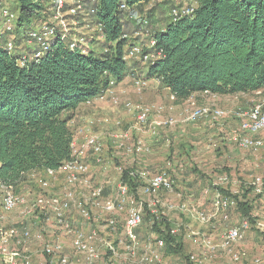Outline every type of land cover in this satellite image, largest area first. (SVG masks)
<instances>
[{
	"label": "trees",
	"instance_id": "obj_1",
	"mask_svg": "<svg viewBox=\"0 0 264 264\" xmlns=\"http://www.w3.org/2000/svg\"><path fill=\"white\" fill-rule=\"evenodd\" d=\"M122 1L134 12L137 5L150 0L86 3L87 8H97L96 18L91 16L90 22L103 25L104 50L99 52L71 50L55 39L43 58L20 66L16 55L0 49L1 184L17 188L33 171L57 169L70 159L74 133L69 121L75 110L128 75L130 63L125 56L134 43L127 34L128 20L118 10ZM193 2V14L177 22L167 20L161 3L142 16L150 31L147 38L155 40V59L146 65V79L159 81L177 100L197 92L234 95L264 91V0ZM49 3L12 0L11 9L18 14L15 31L19 33L24 25L26 30L34 28L49 17ZM130 170L123 171L122 180L133 191L140 183L129 175ZM236 201L243 217L254 223L249 203ZM145 221L169 251L184 250L181 239L172 234L168 218L145 205L143 224Z\"/></svg>",
	"mask_w": 264,
	"mask_h": 264
},
{
	"label": "rangeland",
	"instance_id": "obj_2",
	"mask_svg": "<svg viewBox=\"0 0 264 264\" xmlns=\"http://www.w3.org/2000/svg\"><path fill=\"white\" fill-rule=\"evenodd\" d=\"M171 1L172 0H150L148 4L137 5L133 10L134 12L127 9L124 18L125 21L128 20L127 23L129 30H127V34L133 43L137 44V41L140 39L141 43L146 44L147 37L140 33L141 31L138 29L137 24L139 21L138 17L140 18L146 13H150L152 11L150 9L153 8L156 10L155 7H157V5L160 3V5L163 4L166 9L164 13L166 12V18L169 20L171 19V9L181 4V2H188L191 3V5H194L193 0H180V3L175 1L170 5ZM6 2L5 6L11 9L12 0H7ZM160 14L161 12L158 13V18L160 17ZM131 15H134V17L131 18ZM80 23L82 24L79 26L78 31L87 35L89 50L96 52L104 50L105 38L100 36L101 33L98 30L99 28L92 23L87 26L83 25L85 24L84 21H81ZM26 29L27 27L25 25L21 26L18 36H22ZM129 62L132 65H139L140 68L145 67V64H142L140 61L136 62L135 60H130ZM141 74L142 73L136 74V78L133 77L129 88L132 93L135 94L137 99L132 97L122 102L120 95L114 93L111 89L114 85L107 89L103 96L98 97L100 99H104L106 96L111 97L110 101L113 103L112 106H114L118 112L119 110L124 112L125 120L129 119L127 116L133 118L131 125L127 129H121L123 131L117 136V139H120L122 143L116 148V152H114L113 155L111 152L115 151V149L106 146L108 142L104 139L106 135V126L104 128H96L93 130L91 128L93 124H88L89 120L86 121L82 119L80 121V125L78 126L83 127L81 129L82 136L88 132L94 133L100 137V140L103 143V152L100 157H97L102 163L97 162V160H94L93 162L99 163L102 167H104L105 164L108 165L105 166L106 168L93 167L92 169V166L90 165L91 163H89V160L92 158L88 154L89 156L86 161L89 164V171L92 169L94 176L90 178L88 173L85 176L88 177L93 185H109V183L117 184L121 181L124 170H130L137 167L149 169L153 172L163 169L168 170L174 185L172 191H159L150 196H143L141 194L139 195L138 189H133L131 194L138 201L142 200L144 202V209L145 205H147L150 210H156L154 214L168 218L171 222V227L178 229L177 235L183 242L184 250L180 253H175L169 251L166 245H164V242L161 246L160 243H158L160 239L157 238L156 233L151 231L147 221H145L146 223L137 230L139 245H137L136 249L132 250L128 248V241L124 234L126 214H107L101 205H93L92 208L99 210L95 211L94 214H92L93 217L90 216V219H84L79 216L72 221V219L67 217V220L74 228L84 231L85 233L95 231L97 234V239L94 245L97 248L98 257L90 264H195L190 259L191 255L206 259L207 261H210L211 264H264V203L258 195L253 193L251 186L254 177L257 175L264 176V147L255 150L243 149L234 143V141H229L228 137L234 135L239 130V121L235 116L234 110L231 112L228 111L232 108L231 100L226 102V105L228 106L225 110L228 114L219 121H213L210 118H202L194 123H184L182 122L184 121L183 119L189 111L196 106L205 105L218 107V105L213 104V100L203 102H197L194 100L188 105H191V107H189L190 110L187 113L181 114L180 107H177L179 101L177 99L171 100L167 90L165 91L163 86L155 79L148 80L146 79V75L142 76ZM137 78H143L147 82L138 83ZM150 89H155L160 92L161 97L157 100L149 98V100L146 101V94ZM124 92H126V90H123L120 93ZM262 96H264V91L250 94L249 96L246 95L248 99H242L248 100L251 103V101ZM115 100L118 101V104H116ZM127 102L148 105H154L155 102L163 103V105L167 107L166 111L161 115L153 112L152 117L163 118L173 116L178 118L181 122L173 128L158 131L156 135H152L150 132L146 131V129L138 131L134 127L135 122L137 121L136 113L134 111H129L126 108L125 105ZM182 102L184 101L181 100L179 103ZM186 107L187 106H185L184 109ZM237 107L244 106L240 104ZM204 120H209L211 123ZM102 122L104 124V121ZM116 125L120 127L121 123L115 122V126ZM176 130L186 133L189 138H179L176 136L178 132H176ZM165 131L168 132L171 137L168 145H165L164 141H159ZM142 133H145V135L151 137V139H154V141L157 142L155 143L156 146H153L151 151L139 154L134 151V146L138 140L144 141L143 137L140 138ZM258 136L264 137V132L260 133ZM82 138L83 137H81V139ZM123 149L126 154L133 157L129 159L127 158V155H122L121 153H123ZM187 151L190 154H187ZM183 152L185 153L184 157L180 154ZM136 155L139 156L137 159ZM107 156L109 159L106 158ZM152 161L153 164L151 163ZM145 162L150 163L147 166L148 168H144ZM254 164H258L259 168H254ZM174 165L176 166L174 167ZM222 177H226V181L222 182ZM63 185H66V182L61 183L58 186L61 188ZM79 186L83 185L77 184L72 186L71 190L75 192ZM83 187H85L88 192L90 191L87 186ZM50 188H53L51 184L48 189H43L40 184L36 182L22 184L15 190L17 194L26 195L30 201H32L38 197L47 198L55 193L53 191L59 190L57 188V190H54L55 188L50 190ZM210 189L212 193L217 189L225 194L238 198V200L247 201L252 208V217H255L254 223L249 220L251 223L250 229L246 231L244 237L236 243L230 251L217 250L216 252L210 253L202 246L200 238L208 237L215 243L220 242L225 230L233 224H237L241 221L243 215L237 208L236 210L233 209L230 211V220L226 221V223L220 222L221 225L219 224L217 225V228L212 229H210L208 222L202 223L186 213L184 214L178 210L169 208L170 205L175 206L187 202V199H189L191 195H194L191 197L193 198V201L197 200L198 202L199 199H205L202 202H205L207 205L199 206L198 209L206 214H211L214 212L212 206V193L205 192L206 190L210 191ZM63 191H65V187L61 192H56V194L62 195V193H64ZM207 197L209 199H206ZM2 201L3 193L0 190V241L3 234H6L7 230L11 228L18 229L19 231H22L23 229L30 230L32 235L30 239H21L18 244L15 239H10L8 242L10 243L9 248L18 249L21 252V257H29L30 264H62L58 255L52 256L44 252V247L46 245L56 242L62 243L63 245L62 256L68 257L73 263L85 262L84 255L78 254L72 248V237L63 233V229L60 230V228H58L60 226L56 221L54 213L49 207L44 206L36 208L33 212L27 214L24 212L23 207H19L13 211L3 210ZM37 215H39L38 217H41L43 221L36 223ZM47 216L51 217L48 218ZM52 216L55 220L52 219ZM216 217H220V215L217 214ZM109 218H114L116 220V228H113L108 224ZM72 222H74V225ZM48 229H52L56 231V233L53 235ZM193 233L197 234L194 235ZM39 235L40 237L38 238L37 236ZM108 243H111L112 248L109 247ZM150 249L156 250L160 253V261L143 262V254ZM233 253H238L240 259L235 260L233 258ZM20 262L21 258L17 259L16 263L18 264ZM0 264H11V261L0 253Z\"/></svg>",
	"mask_w": 264,
	"mask_h": 264
},
{
	"label": "built area",
	"instance_id": "obj_3",
	"mask_svg": "<svg viewBox=\"0 0 264 264\" xmlns=\"http://www.w3.org/2000/svg\"><path fill=\"white\" fill-rule=\"evenodd\" d=\"M88 1L94 2L95 0H49V6L47 11L49 17L41 20L34 28L25 31L23 36V42L18 43V33L15 31V27L18 21V14L5 6V0H0V49H4L9 55H16L17 62L20 66H25L33 61H38L43 58L49 51L52 43L55 39L66 43L71 50L78 49L82 53L89 51V41L85 33L78 31L81 26V21H84V26H87L91 22L92 18H96L97 8L96 6L86 7ZM143 1V0H139ZM182 1V0H181ZM4 2V3H2ZM128 6L125 1L119 4L118 10L122 16L127 11ZM195 5L185 2L175 6L171 9V22H177L185 16L193 14ZM125 17V16H124ZM134 15H131L133 18ZM90 18V20L88 19ZM138 29L140 33L149 36L150 31L147 28V20L142 17H138ZM70 21V22H69ZM79 22V23H78ZM80 24V25H79ZM97 26L102 35L103 25L101 23L93 24ZM124 37H127L125 35ZM155 46V40L153 38H147L146 44L141 42L133 44L126 53V59H138L144 64H148L155 59V53L153 48ZM136 78V77H135ZM138 83L147 82L143 78H137ZM103 96V95H102ZM171 100L177 99L174 94L171 93ZM118 104V101H116ZM126 108L129 111L136 113L137 121L135 122V128L138 131L146 129L152 135H156L158 131L170 129L181 122L178 118L173 116L156 117L153 118V112L163 114L167 107L162 104L148 105V104H133L131 102L126 103ZM236 118L239 121V130L228 137L229 141H234L240 148L243 149H259L264 147V137L258 136L264 132V96L251 101V103L245 107H238L234 109ZM228 112L221 107L212 106H196L191 109L186 117L183 119L184 123H194L202 118H210L213 121H219L226 117ZM134 151L136 153H143L150 151V147L142 141L138 140L135 143ZM103 152V143L100 137L94 133H86L82 142L79 144L73 139L71 144V157L63 162V164L57 168H47L44 170V175L40 176L37 171L30 173V176L36 180L43 189L50 187L51 181L58 176L63 175L66 182L65 191L62 195L53 194L47 198L38 197L32 201L26 196L16 193V188L11 185H3L0 183V190L3 193L2 208L5 211H13L19 207H23L24 212L27 214L33 212L36 208L44 206L54 213L55 218L59 226L65 231L66 234L72 237V248L78 254L84 255V263H73L68 257L62 256V243L56 242L48 244L44 247V252L49 255H58L62 264H90L98 257V251L94 243L97 239L95 231L85 233L79 229L74 228L66 218V213L75 207L79 214L84 219H90L91 207L101 205L103 210L107 214H121L125 213L124 234L128 241V248L136 249L139 245V237L137 230L143 225L144 221V202L137 200L131 194V188L129 184L123 180L117 183V187L113 196L105 198L104 187L102 185H93L87 175L89 172V164L87 158L91 154L96 157H100ZM89 154V155H88ZM129 175L136 179L140 186L138 191L144 195H153L159 191H172L173 181L168 170H160L154 174H151L145 169H132ZM221 181H226V177H222ZM77 184L87 186L89 188L88 200L83 201L79 199L76 192L71 190L72 186ZM67 186V187H66ZM252 189L256 195H258L264 203V176L257 175L251 182ZM212 206L214 212L206 214L203 211L196 210L187 205V203H181L178 208L188 214L191 217L207 223L214 219L219 214L222 220H229V212L232 208L237 207L236 198L232 195L225 194L215 189L212 198ZM155 213L156 210H151ZM108 224L113 228H116V220L114 218L108 219ZM251 223L245 218L237 224L231 226L223 234L220 242L215 243L211 238L202 237L200 242L202 246L210 253L217 250L230 251L231 248L238 243L245 235L246 231L250 229ZM172 234H177L178 229L172 227ZM197 234V233H193ZM30 230L11 228L7 230L6 234H3L0 241V253L7 257L11 264H17V259L21 258V262L18 264H30L29 257H21V252L18 249L9 248L8 243L10 239H15L18 244L21 239L31 238ZM38 238L40 237L37 236ZM160 245H163V241H158ZM112 248L111 243H108ZM233 258L239 260V254L233 253ZM190 259L195 264H211L206 259H201L195 255H191ZM143 262H156L160 261V253L156 250H148L142 256Z\"/></svg>",
	"mask_w": 264,
	"mask_h": 264
},
{
	"label": "crops",
	"instance_id": "obj_4",
	"mask_svg": "<svg viewBox=\"0 0 264 264\" xmlns=\"http://www.w3.org/2000/svg\"><path fill=\"white\" fill-rule=\"evenodd\" d=\"M177 2V3H180L179 1L180 0H172L171 1V3H170V5H172L174 2ZM158 15V14H157ZM23 36V35H22ZM145 36V35H144ZM19 37V36H18ZM146 37V36H145ZM132 42V41H131ZM138 43L140 42V39L137 41ZM133 43V42H132ZM131 60H135L136 62H138L139 60L138 59H136V58H134V59H131ZM130 61V60H129ZM141 62V61H140ZM130 63V62H129ZM142 63V62H141ZM142 64H144V63H142ZM147 64H145V67H143V68H140V66L139 65H132L131 63H130V70H129V72H128V75L125 77V79H123V81H121V82H119V83H116L113 87H111V89L113 90V92L114 93H118L119 95H120V97H121V100H122V102H124V101H126V100H128L129 98H135V99H137V97L135 96V94L134 93H132V91H131V89H129L130 88V83H131V81L133 80V77H135L136 76V74H139V73H142L141 75L142 76H145L146 75V70H147V66H146ZM144 66V65H143ZM137 72V73H136ZM149 80H151V79H149ZM157 81V80H156ZM157 82H159V81H157ZM129 84V85H128ZM163 89H165V91L167 90V92L169 93V97L171 96V92H170V90L168 89V88H166V87H163ZM123 90H126V92H124V93H120L121 91H123ZM155 89H150V91L146 94V98H145V100L146 101H148L149 100V98L150 99H159L160 97H161V94H160V92H158L157 90H155ZM260 91H256V92H251V93H239V94H234V95H232V94H225V95H217V94H211V93H207V92H197V93H194V94H192L190 97H188L187 99H181V100H183L184 102H182V103H179V102H181V100L179 99L178 101V108L180 107V110H181V114H183V113H187L190 109H189V107H191V105L190 106H188L189 104H190V102H192V101H194V100H196L197 102H203V101H212L213 100V104H216V105H218L219 107H222V108H224V109H226V107L228 106V105H226V102H229L230 100H231V106H232V108L230 109V110H228V111H232V110H234V109H237L238 107V105H242V106H247V105H249L250 104V101H248V100H245V99H248V97H246V95H250V94H256V93H259ZM106 98V99H105ZM104 99H100V98H95V99H92L91 101H88V102H85V103H82L76 110H75V112H74V115H73V118H71L70 119V121H69V125H70V127H71V129H72V131H73V133H74V139H75V141L77 142V143H81L82 142V139H81V137H83L82 135V133H81V129L83 128L82 126H78V125H80V121L83 119V120H86V121H88L89 120V123L88 124H90V125H92L91 126V128L94 130V129H100V128H104L105 126H106V135H105V140H107V144H106V146H110L111 148H113V149H115V151H113V152H111V154L113 155L114 154V152H116V148L118 147V146H120V144L122 143V141L120 140V139H117V136L119 135V134H121L120 132L121 131H123L124 129H127L130 125H131V123H132V120H133V118H130V117H128L127 116V118H129V119H124L125 118V114H124V112H122L121 110H119V112H118V110H116L115 108H114V106H112V102L110 101L111 99V97H105ZM242 98H245V99H241ZM246 101V102H245ZM158 104H162V103H160V102H155V105H158ZM181 105V106H180ZM185 106H187L185 109H184V107ZM184 109V110H183ZM83 113V114H82ZM127 114V113H126ZM129 115V114H128ZM84 118H86V119H84ZM201 120V119H200ZM102 121H104V124H103V122ZM204 121H208V122H210L209 120H204ZM115 122H120L121 123V125H120V127L119 126H115ZM211 123V122H210ZM84 126V125H83ZM114 126H115V128H114ZM88 127H89V125H88ZM90 128V127H89ZM121 129H123V130H121ZM169 131V130H168ZM178 130H176V132H177ZM166 132V131H165ZM164 132V134L161 136V139L159 140V141H164V144L166 145H168V143L170 142V140H171V137H170V135L168 134V132H166L165 133ZM170 132V131H169ZM175 132V133H176ZM174 133V134H175ZM140 135V134H139ZM141 137L140 138H144V141H145V143L147 144V146L148 147H150V151H151V149H152V147L153 146H156V142L154 141V139H151V137H149V136H147V135H145V133H142V135H140ZM176 136H178L179 138L181 137H184V138H189V137H187L188 135L186 134V133H182V131H178L177 132V134H176ZM146 139V140H145ZM118 143H119V145H118ZM119 153H121V152H119ZM184 153V152H183ZM183 153H180L181 155H183V157H184V155H185V153L183 154ZM189 152L187 151V154H188ZM122 155H127V158H132L133 156H130V155H128V154H126V152H124V149H123V153H121ZM140 154V153H139ZM190 154V153H189ZM105 156V155H104ZM90 157L92 158V159H90L89 160V163H91L90 165L92 166H90L92 169H93V167L95 168V167H101V168H106L105 166H108L107 164H105L104 165V167H102V165H100L99 163H97V162H101L102 163V161H100L96 156H94L93 154H91L90 153ZM139 156L138 155H136V159L138 158ZM107 159H109V157L107 156L106 157ZM135 159V160H136ZM94 160H97V162H93ZM152 164H153V161L151 162ZM150 163H147V162H145V164H144V168H148L147 166L149 165ZM138 165V164H137ZM255 166H254V168H259V165L258 164H254ZM154 166V165H153ZM176 165H174V167H175ZM92 169H90V171L88 172V176L91 178V177H93L94 176V173H92ZM135 169H143L142 167H137V168H135ZM145 170H147L148 172H150L151 174H154V173H156V172H153V171H151V170H149V169H145ZM158 171H160V170H158ZM157 171V172H158ZM38 172V174H40V176H43L44 175V171H37ZM120 174V173H119ZM121 177V176H120ZM196 179V178H195ZM208 181V180H207ZM37 181L36 180H34L31 176H30V174H29V176H28V179H27V181L26 182H24V183H22V184H28V183H36ZM59 182H61V183H65V180H64V176L63 175H60V176H58L56 179H53L52 181H51V186L53 187V188H50V190H52V189H54V190H57V189H59L58 191H53V192H55V193H53L54 195L56 194V192H61V190L65 187V185H63L61 188H60V186H58L59 184H61V183H59ZM38 183V182H37ZM214 183H216V182H214ZM21 184V185H22ZM20 186V185H19ZM18 186V187H19ZM103 187H104V196H105V198H109V197H111V196H113L114 195V191L116 190V187H117V184L116 183H109V185H102ZM17 187V188H18ZM16 188V189H17ZM57 188V189H56ZM253 190V189H252ZM112 191V192H111ZM64 192V191H63ZM75 192H76V195H77V197L79 198V199H81V200H83V201H86V200H88V197H89V192H88V190L85 188V187H83V186H79L76 190H75ZM111 192V193H110ZM205 192H209L210 194L212 193L211 192V189H210V191L209 190H206ZM139 193V195L141 194V195H143L144 196V194H142L140 191L138 192ZM253 193H254V191H253ZM63 194V193H62ZM178 195H180V194H178ZM146 196H149V195H146ZM190 196V195H189ZM192 196H194V195H191L190 197H189V199H187V202H183V203H187V205L189 206V207H191V208H194V209H196V210H199L198 209V207L199 206H207L206 204H205V202H202V201H204L205 199H199L198 200V202H197V200H195V201H193V198H191ZM212 198H213V193H212ZM206 199H209L208 197L206 198ZM160 202H162V201H160ZM181 204V203H180ZM179 204V205H180ZM179 205H175V206H172V205H170L169 206V208L170 209H175V210H178L179 212H181V213H186V212H184V211H182V210H180L179 208H178V206ZM149 206H150V203H149ZM91 209H92V214H94V212L95 211H97V210H99V209H96V208H92L91 207ZM236 210V208H232L231 210ZM230 210V211H231ZM102 211V210H101ZM144 211H145V209H144ZM200 211V210H199ZM91 214V216L93 217V215ZM187 215H189L190 216V214H188V213H186ZM229 215H230V212H229ZM39 215H37L36 216V218H37V220H36V223L37 222H41V221H43V219H41V217H38ZM79 216H81L80 214H79V212H78V210L77 209H75V207H71V209L66 213V218L68 217V218H70V219H72V221L74 220V219H77ZM48 217V216H47ZM49 217H51V216H49ZM48 217V218H49ZM221 217V216H220ZM220 217H215L214 219H212L211 221H209L208 222V224L210 225V229H212V228H217V225H219L220 224V222H223V223H226V221H224V220H222ZM230 217V216H229ZM67 218V219H68ZM81 218V217H80ZM193 218V217H192ZM52 219L53 220H55L54 219V217L52 216ZM231 219V217L229 218V220ZM243 219H245L244 217H242L241 218V221L243 220ZM228 221V220H227ZM72 224L74 225V222H72ZM236 224V223H235ZM235 224H233V225H235ZM221 225V224H220ZM232 225V226H233ZM231 227V226H230ZM229 227V228H230ZM58 228H60V230H62V228L61 227H58ZM59 230V229H58ZM227 230V229H226ZM226 230H225V232H226ZM48 231L50 232V233H52L53 235L56 233V231H54V230H52V229H48ZM63 233H65V231H62ZM224 232V233H225ZM223 233V234H224ZM195 235V234H194ZM223 236V235H222ZM54 237V236H53ZM199 238V237H198Z\"/></svg>",
	"mask_w": 264,
	"mask_h": 264
}]
</instances>
